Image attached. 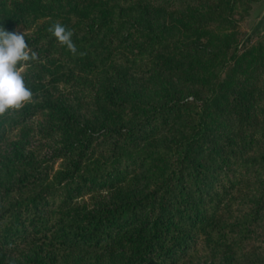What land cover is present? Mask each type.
I'll list each match as a JSON object with an SVG mask.
<instances>
[{
    "label": "trees",
    "instance_id": "1",
    "mask_svg": "<svg viewBox=\"0 0 264 264\" xmlns=\"http://www.w3.org/2000/svg\"><path fill=\"white\" fill-rule=\"evenodd\" d=\"M151 1L0 0L38 55L31 102L0 116V264H264V30L250 43L234 0H191L155 29ZM57 21L86 55L50 36ZM64 82L126 117L79 120ZM13 132L27 141L5 152Z\"/></svg>",
    "mask_w": 264,
    "mask_h": 264
},
{
    "label": "rangeland",
    "instance_id": "2",
    "mask_svg": "<svg viewBox=\"0 0 264 264\" xmlns=\"http://www.w3.org/2000/svg\"><path fill=\"white\" fill-rule=\"evenodd\" d=\"M252 2L257 0H234V8L235 11L242 12L241 14L245 15L240 20L237 28L241 31V33L247 32V30L250 27V17L251 12L250 9L252 7ZM80 2V1H78ZM193 4V1L188 0L186 3H176V4H167L165 2H162L160 0H154L148 3L147 6V13L149 16L150 21L152 22V25H154L155 29H167L170 27V23L173 21L176 13L179 10H182L185 5ZM143 5V4H142ZM243 8H247L246 11H242ZM235 17L236 14L234 15ZM264 30V26L257 27L254 29V33L251 35L250 43L255 42L259 36L261 35L262 31ZM251 33V32H250ZM184 36H187V41H192L194 39L197 40V36L193 34L185 33ZM199 42H201V38L198 39ZM28 66H24V71L22 72V75L27 72L29 73V70L27 68ZM188 78L192 79V73L189 69V74L187 76ZM25 78V77H24ZM132 82L137 85L138 87H148L150 86V80L146 77V75H133ZM60 96H59V103L63 105V107H66L68 110L72 111V115L76 116L79 120H91L93 121V124H98L101 119H103L105 116L114 115L116 118H122L124 119L126 117V114L121 113L120 110L116 108H111L108 104H98L95 103L93 100H86L82 98L79 94V85H74L68 82L60 83L58 85ZM189 91L191 94L194 93L192 86L189 84L188 86ZM191 94L187 95V98L191 97ZM107 111H110V113H106ZM46 113V112H44ZM262 113H264V109L262 110ZM174 126L173 124H166L164 128H161L157 133V140H165V138H168L173 130ZM21 134H18L16 132H13L11 135L8 136L5 143L2 145L5 152H11L12 148L16 145H22L27 141L25 136L22 137ZM8 153H6L7 155ZM101 193H94V194H84L79 198L80 201H83V204L86 206H92L95 204L96 200L99 198ZM255 237L259 240L261 238L264 239V230L258 229L256 231ZM257 241H251L249 249H256L259 247L257 245ZM94 259L91 258L82 264H113L110 259H108L106 256H103V258L100 260V262H93ZM115 264V263H114Z\"/></svg>",
    "mask_w": 264,
    "mask_h": 264
},
{
    "label": "clouds",
    "instance_id": "3",
    "mask_svg": "<svg viewBox=\"0 0 264 264\" xmlns=\"http://www.w3.org/2000/svg\"><path fill=\"white\" fill-rule=\"evenodd\" d=\"M47 31L73 56L87 54L77 49L72 40L73 30L59 21L54 22ZM26 36L25 31H8L0 25V116L9 109H21L22 105L25 102H31L33 97L31 89L25 86L22 72L25 65L30 66L32 61L38 59V55L26 43Z\"/></svg>",
    "mask_w": 264,
    "mask_h": 264
},
{
    "label": "water",
    "instance_id": "4",
    "mask_svg": "<svg viewBox=\"0 0 264 264\" xmlns=\"http://www.w3.org/2000/svg\"><path fill=\"white\" fill-rule=\"evenodd\" d=\"M252 7L250 9V27L247 30L246 34L250 33L257 27L264 26V0H257L252 2Z\"/></svg>",
    "mask_w": 264,
    "mask_h": 264
}]
</instances>
